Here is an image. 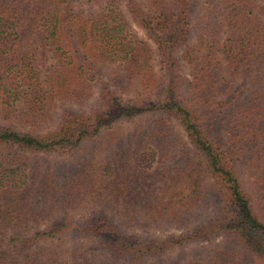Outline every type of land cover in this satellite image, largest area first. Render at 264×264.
I'll return each instance as SVG.
<instances>
[{"label": "trees", "instance_id": "trees-1", "mask_svg": "<svg viewBox=\"0 0 264 264\" xmlns=\"http://www.w3.org/2000/svg\"><path fill=\"white\" fill-rule=\"evenodd\" d=\"M77 1L0 0V264H154L217 237L167 263L264 264V0H127L131 20L122 0ZM95 137L74 169L53 161ZM208 173L218 211L191 227ZM93 204L127 228L184 230L72 218Z\"/></svg>", "mask_w": 264, "mask_h": 264}, {"label": "rangeland", "instance_id": "rangeland-1", "mask_svg": "<svg viewBox=\"0 0 264 264\" xmlns=\"http://www.w3.org/2000/svg\"><path fill=\"white\" fill-rule=\"evenodd\" d=\"M95 1L96 0H78L77 6L84 8V9L89 8L91 6H97ZM126 1L127 0H122V5H123L125 10H126ZM126 13H127V16L130 18V15H129L127 10H126ZM130 20H131V18H130ZM132 28L141 39L148 41L149 44L151 45V47L154 49L156 67L158 69H160L161 65H162L161 64L162 61H161V55H160L158 48H157V44L148 37V34L145 31V29L139 27L134 22L132 24ZM196 35H197L196 30L194 28L192 35L190 37V41H194L196 38ZM180 74H181V76H180L181 83L187 84V81L185 79L190 78V70L187 69V67L182 66ZM97 95H98V91L95 90L93 96H91L89 98V100L83 104L68 103V104L60 106L56 111L53 123L55 124V123L60 122L63 119V116H64L66 111L89 110L91 107L97 105V103H98ZM166 117L177 126V128L180 132L182 131V127L178 122L174 121V119L168 115H166ZM0 123H3V122L0 120ZM6 124H8V125L12 124L17 129L27 130V128H25V127H23L17 123H14V122L13 123L7 122ZM138 124L139 123L137 121H127V122L117 124V125H115V127H117L120 132L126 133L125 135L127 136L134 131V129L136 128V126ZM100 140L101 139H98L96 137L93 139H90L89 141L84 143L82 146H80L78 149H76L73 153H71L69 155H53V157H52L53 161L54 162H56V161L60 162L62 165H66V167L69 169H71V168L74 169L75 166H77L81 160L90 158V157L95 155L94 154L95 151L98 149V147L101 146V144L98 143V142H100ZM243 170H245V169H243ZM245 178H246V174H245ZM247 179L248 178H246V180ZM206 186H207L206 198L202 202V204L196 208L195 215H197V216H196V218H194L193 222L190 224L191 227L194 226L195 224L199 223V222H203V221L209 219L210 217L214 216L218 211V204H217V199H216L214 186H213V178H212L211 174H209V173L206 176ZM102 213L106 214L110 218L113 217L114 220L118 222L119 227L122 230H125L126 232L142 233L145 236L162 238V237H166V236L171 235V234H178L184 230V229H176V228L159 229V230L153 229V228H145V229L127 228L126 225L124 224V222H125L124 216L115 215V214H113V212L109 211L108 209L106 210L103 206H101V205L97 206L94 204L93 205H86L85 207H83L77 211H74L72 213V218H74L77 222L78 221L84 222L88 219L95 218ZM223 239H224L223 237H217L216 239H214L211 242H201V243H197L194 245H190L184 249H176V250L170 252L169 255L167 254L163 258L161 257V258H158L157 260L153 261V263L154 264H169L167 262L170 261L171 259L172 260L189 259V258L193 257L197 252H200L203 249H205L206 246H214L216 244L222 243ZM81 241H84L88 247H93L94 243H95L94 240L88 239L87 237H85L84 240H81ZM98 254L102 258H109V254L108 253L105 254L103 251H100Z\"/></svg>", "mask_w": 264, "mask_h": 264}]
</instances>
